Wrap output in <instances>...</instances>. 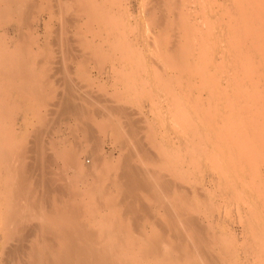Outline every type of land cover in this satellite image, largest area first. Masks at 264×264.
Masks as SVG:
<instances>
[{"label": "rangeland", "instance_id": "obj_1", "mask_svg": "<svg viewBox=\"0 0 264 264\" xmlns=\"http://www.w3.org/2000/svg\"><path fill=\"white\" fill-rule=\"evenodd\" d=\"M12 1L0 0V264L82 229L95 248L112 244L117 263L264 264V0H232L236 9L230 0ZM40 144L52 158L50 189L40 160L21 178L36 159L26 148ZM73 154L96 169L78 172ZM123 161L145 186L124 191ZM149 240L157 245L146 251ZM19 242L26 252L8 251ZM118 246L128 261L116 259Z\"/></svg>", "mask_w": 264, "mask_h": 264}, {"label": "bare ground", "instance_id": "obj_2", "mask_svg": "<svg viewBox=\"0 0 264 264\" xmlns=\"http://www.w3.org/2000/svg\"><path fill=\"white\" fill-rule=\"evenodd\" d=\"M14 1H16V0H14ZM14 1H12V3L11 4H13V5H15L14 4ZM29 1V0H28ZM27 1V2H28ZM31 1V0H30ZM224 1V0H223ZM228 2H229V0H227ZM234 1V0H233ZM233 1L232 0H230V3L232 2V5L234 6V9H236V7L238 8V5L236 6V4H237V2L238 3H240V1H234V2H236V4L234 5L233 4ZM250 1V0H249ZM258 1V0H257ZM228 2H227V4H228ZM244 2H245V0H244ZM248 2V1H247ZM251 3H252V0L250 1ZM223 3V2H222ZM229 3V4H230ZM241 3H243L242 1H241ZM250 3V4H251ZM28 4V3H27ZM27 4L25 5V7H27ZM60 4V3H59ZM244 4V3H243ZM246 4V3H245ZM249 4V3H248ZM257 4V3H256ZM261 4H262V2H261ZM264 4V3H263ZM12 5V6H13ZM224 5H226V1L223 3V6ZM231 5V4H230ZM232 5H231V8H232ZM255 5V4H254ZM170 6V5H169ZM168 6V7H169ZM244 6V5H243ZM24 7V8H25ZM199 7V6H198ZM204 7V6H203ZM225 7V6H224ZM230 7V6H229ZM240 7V6H239ZM248 7H250L249 5H248ZM255 7V6H254ZM258 7V6H257ZM7 8V7H6ZM10 8H11V6H10ZM23 8V10H22V8L21 9H19V11L20 12H22V15L20 16V14H19V16L21 17V21L24 23L25 21V19L28 17V19H30L29 18V14L30 13H28V7H27V9L25 10ZM170 8V7H169ZM193 8V7H192ZM200 8V7H199ZM215 8H217L218 9V7H214V9ZM231 8H229L230 10H231ZM244 8V7H243ZM263 8V7H262ZM14 10L16 9L15 7L13 8ZM173 9H174V11H177L178 13H179V9H176L175 10V8L173 7ZM172 9V10H173ZM208 9V8H207ZM210 9V11H212V10H214V9H212L211 10V8H209ZM223 9H225V8H221V10H220V12L222 13L224 10ZM234 9H233V11H234ZM251 9H252V7H251ZM250 9V10H251ZM12 10V9H11ZM11 10H9V11H6V13L8 12H11ZM13 10V11H14ZM22 10V11H21ZM97 10V9H96ZM201 11H200V13L202 12V9H200ZM219 10V9H218ZM218 10H216V11H218ZM223 10V11H222ZM245 10H246V8H245ZM244 10V12L247 14V12ZM255 10H258L257 8L255 9ZM12 11V12H13ZM17 11V10H16ZM171 11V10H170ZM174 11H171V14L173 15V12ZM196 11V10H195ZM198 11V10H197ZM196 11V12H197ZM248 11V15L250 14L249 13V10H247ZM254 11V10H253ZM93 12V11H92ZM91 12V14H92V16H95V15H93V13ZM177 12H175L174 14H178ZM199 12V11H198ZM197 12V13H198ZM209 12V11H208ZM219 12V13H220ZM240 12H241V10H240ZM258 12V11H257ZM7 13V14H8ZM192 13V12H191ZM196 13V14H197ZM203 13V12H202ZM213 14H214V12H212ZM218 13V14H219ZM225 13H227V11L225 12ZM225 13H223V15L222 16H224L225 15ZM228 13L230 14V13H232V11L230 12L229 10H228ZM226 14V15H228V17H225V19H230L231 17L232 18H234V16L235 15H232L231 16V14L229 15V14ZM239 12L237 11V14H238ZM245 13H243L242 15L244 16V14ZM251 13H252V11H251ZM261 13H262V10H261ZM11 14H13V13H11ZM28 14V15H27ZM90 14V15H91ZM94 14H96V11L94 12ZM187 14V13H186ZM195 14V15H196ZM234 14V13H233ZM263 14V16H264V13H262ZM6 15V14H5ZM16 15H18V13L16 14ZM159 15V14H158ZM199 15V14H198ZM209 15V14H208ZM216 15V14H215ZM239 15H240V13H239ZM251 15V14H250ZM257 15V14H256ZM7 16V15H6ZM89 16V15H88ZM205 16V15H204ZM238 16V15H237ZM263 16L261 17V18H263ZM9 17V16H8ZM10 17H11V15H10ZM20 17H17V18H20ZM163 17V16H162ZM201 17V16H200ZM219 17V16H218ZM242 17V16H241ZM241 17H236L238 20H239V18H241ZM245 17V16H244ZM249 17V20L251 19L250 18V16H248ZM252 17H253V15H252ZM258 17V16H257ZM256 17V19H259V17L257 18ZM7 18V17H6ZM93 18V17H92ZM173 18V17H172ZM202 18V17H201ZM220 18V17H219ZM8 19V18H7ZM27 19V21L29 22V20ZM161 19V18H160ZM197 19V18H196ZM222 19V18H221ZM227 19V20H228ZM244 19V18H243ZM255 19V18H254ZM9 20V19H8ZM92 20V19H91ZM159 20V19H158ZM175 20V19H174ZM233 20V19H232ZM246 20V19H245ZM260 20V19H259ZM263 20V19H262ZM13 21V20H12ZM38 21H40V19H38ZM38 21H35V24L36 25H34V26H38L40 23H38ZM198 21V20H197ZM224 21H226V20H224ZM229 21V20H228ZM235 21H237V20H235ZM241 21V20H240ZM244 21V20H243ZM247 21V20H246ZM165 22V21H164ZM195 22V21H194ZM232 22V21H231ZM249 22V21H248ZM247 22V23H248ZM255 22V21H254ZM258 22H260V21H258ZM31 23V21L29 22V24ZM184 23H186V22H184ZM233 23V22H232ZM243 23H245V22H243ZM252 23V22H251ZM250 23V24H251ZM256 23V22H255ZM28 24V23H27ZM44 24V23H43ZM189 24V23H188ZM188 24H186V25H188ZM223 24V23H222ZM220 25V26H222V27H224L223 25ZM225 24V23H224ZM249 24V23H248ZM257 24V23H256ZM259 24V23H258ZM263 25H264V23H262ZM25 25H26V23H25ZM31 25V24H30ZM28 26V27H31V26ZM160 25H161V23H160ZM181 25H182V23H181ZM193 25H194V23H193ZM208 25V24H207ZM219 25V24H218ZM227 25H228V23H227ZM230 25V24H229ZM238 25H240V24H238ZM244 25V24H243ZM246 25V24H245ZM244 25V28H246L248 25H246L245 26ZM177 26V25H176ZM251 26V25H250ZM259 26V25H258ZM184 27V26H183ZM233 27V26H232ZM249 27V26H248ZM253 27V26H252ZM254 28V27H253ZM16 29V28H15ZM21 29V28H20ZM36 29H38V28H36ZM250 29H252L251 27H250ZM256 29V28H255ZM18 30V29H17ZM254 30V29H253ZM259 30V29H258ZM34 31V30H33ZM234 31V30H233ZM232 32V31H231ZM239 32V31H238ZM258 32V31H257ZM236 35V34H235ZM234 36V35H233ZM65 41V40H64ZM67 41V40H66ZM152 41V39L150 40V41H148V42H151ZM63 42V41H62ZM25 43V42H24ZM64 43H66V42H64ZM70 42L68 41V44H69ZM147 43V42H146ZM173 43V42H172ZM67 44V43H66ZM68 44H67V46H68ZM151 44V43H150ZM26 45V44H25ZM148 45V44H147ZM146 45V46H147ZM237 45V44H236ZM69 46H71V44H69ZM233 47V46H232ZM68 48V47H67ZM67 48H66V50H67ZM69 48H71V47H69ZM70 50V49H69ZM69 50H68V52H69ZM24 51V50H23ZM70 54H71V52H70ZM22 54H20V56H21ZM0 56H1V54H0ZM26 56V55H25ZM235 56V55H234ZM15 58V57H14ZM23 57H21V59H22ZM237 58V57H236ZM4 59H13V58H8V57H3V55H2V60H4ZM16 59H17V57H16ZM15 59H13V61H14ZM19 60V59H18ZM23 60H25V58L23 59ZM10 61H12V60H10ZM12 61V62H13ZM240 61V60H239ZM3 62V61H2ZM8 62H9V60H8ZM21 62V61H20ZM24 62V61H23ZM259 62V61H258ZM4 65L6 64L5 62L3 63ZM2 64V65H3ZM9 64V63H8ZM8 64H6V65H8ZM18 64V63H17ZM21 64V63H20ZM245 64V63H244ZM15 65V64H14ZM3 67V66H2ZM9 67V66H8ZM250 67V66H249ZM4 69V68H3ZM9 69V68H8ZM7 69V71H9ZM11 69V68H10ZM248 69V68H247ZM12 70V69H11ZM245 70V69H244ZM251 70V69H250ZM14 72V71H13ZM24 73V72H23ZM2 74V73H1ZM0 74V75H1ZM20 74H22V73H20ZM13 75V74H12ZM6 76V75H5ZM11 76V75H10ZM17 76H18V74H17ZM22 76H24V75H22ZM13 77V76H12ZM8 78H9V76H8ZM3 79V78H2ZM17 79V78H16ZM19 79V78H18ZM24 79V78H23ZM3 80H5V78L3 79ZM22 80V79H21ZM7 81V80H6ZM12 81V80H11ZM24 81V80H23ZM3 83H6V82H3ZM19 83V82H18ZM7 84V83H6ZM5 85V84H4ZM242 94V93H241ZM240 94V95H241ZM244 95V94H243ZM242 95V96H243ZM246 95V94H245ZM227 97H228V95H227ZM221 98V97H220ZM226 98V97H225ZM246 98V97H245ZM230 99V98H229ZM234 99V98H233ZM242 99V98H241ZM244 99V98H243ZM220 100H222V99H220ZM226 100H228V99H226ZM234 101H237V100H234ZM227 103V102H226ZM225 103V104H226ZM233 103V102H232ZM229 104H230V102H229ZM247 103H245V105H246ZM76 105V104H75ZM227 106H228V104H226ZM234 105H235V103H234ZM238 105V104H237ZM73 106V105H72ZM232 106V105H231ZM231 106H229L230 108H235V107H231ZM240 106V105H239ZM247 106V105H246ZM64 107H66V106H64ZM241 107V106H240ZM248 107V106H247ZM75 108V107H74ZM225 108H226V106H225ZM249 108V107H248ZM228 111H229V108H226ZM243 109H244V107H243ZM218 109H216V111H217ZM236 110V109H235ZM68 111V110H67ZM215 111V112H216ZM226 111V110H225ZM231 111H232V109H231ZM230 111V112H231ZM238 111V112H237ZM235 113H238V114H235V116L236 115H239V111H240V109L239 110H237ZM249 111H250V109H249ZM229 112V113H230ZM247 112V111H246ZM217 113H219V111H217ZM216 113V114H217ZM214 114V113H213ZM220 115H221V113H219ZM242 115V114H241ZM213 116V115H212ZM223 116V115H222ZM240 116V115H239ZM238 116V117H239ZM254 116V115H253ZM215 117V116H214ZM213 117V118H214ZM216 117H219V116H216ZM238 117H237V119H238ZM242 117V116H241ZM240 117V118H241ZM203 118H205V117H203ZM220 118V117H219ZM231 118H229V120H230ZM243 119V118H242ZM241 119V120H242ZM244 119H245V117H244ZM247 119V118H246ZM255 119V118H254ZM215 119H213V121H214ZM218 120V119H217ZM221 120V119H220ZM211 121V120H210ZM248 121V120H247ZM250 121V120H249ZM252 121L253 120H251L250 122L252 123ZM256 121V120H255ZM224 122H226V118H225V121ZM244 122V121H243ZM249 122V123H250ZM201 123V122H200ZM204 123V122H203ZM213 123V122H212ZM214 123H215V121H214ZM222 123V122H221ZM229 123V122H228ZM250 123V124H251ZM254 123V122H253ZM253 123H252V126L253 127H255L256 125L254 124L253 125ZM236 124V123H235ZM234 124V125H235ZM210 125V124H209ZM214 125V124H213ZM216 125H218V123L216 124ZM215 125V126H216ZM220 125V124H219ZM219 125H218V127H219ZM224 125H226V123H224ZM229 125V124H228ZM261 125V124H260ZM249 126V125H248ZM225 127V126H224ZM230 127H232V126H230ZM256 127H258V126H256ZM212 128V127H211ZM210 128V129H211ZM196 129H197V127H196ZM195 129V130H196ZM220 129V128H219ZM222 129V128H221ZM202 130V129H201ZM226 130V129H225ZM225 130H223V132L224 133H221L222 132V130H220L221 132H220V134H224L225 135V133H227V132H225ZM229 130V129H228ZM232 131V130H231ZM236 131V130H235ZM235 131H234V133H235ZM241 131V130H240ZM37 132H38V130H37ZM199 133H200V131H199ZM230 132L228 131V134H229ZM233 134V133H232ZM219 136V135H218ZM222 136V135H221ZM224 137V136H223ZM225 137H227V136H225ZM209 138V137H208ZM231 138V137H230ZM229 138V139H230ZM241 138V137H240ZM35 143H36V141H35ZM205 144V143H204ZM231 145V144H230ZM42 146V144H40V147L38 148V147H36V146H34V148H29V149H27L26 148V150H27V152L29 151V152H32L33 154H35L36 156V159L35 160H33V162L32 163H27L26 165L24 164H22L23 165V170H24V172H25V175H24V172L22 173V175H21V178H28V174H29V172H31L30 174H32V170H34L35 169V165L34 164H36L37 163V161H39V162H41L40 164H38V165H40V168H41V179H43L44 180V184H42L45 188H47V189H50L51 187H52V182L50 181V177H49V175H47V173H49V163L51 162V160H52V158L50 157V156H40L41 154H43L44 152H43V148L44 147H41ZM36 147V148H35ZM86 148V147H85ZM87 148H89L88 146H87ZM229 148V147H228ZM227 148V149H228ZM24 149V148H23ZM92 149V148H91ZM88 150V149H87ZM21 151V150H20ZM20 151H19V153H20ZM2 152V151H1ZM86 152V151H85ZM128 152V151H127ZM220 152V151H219ZM5 153H7V152H5ZM26 153V152H25ZM32 153H30V154H32ZM79 153V152H78ZM77 153V154H78ZM223 153V152H222ZM228 153V152H227ZM226 153V154H227ZM24 154V153H23ZM29 154V155H30ZM0 155H1V153H0ZM25 155V154H24ZM130 155V154H129ZM73 156V158H71V163H74V166L76 167V169L78 170V172H81V173H83V172H85L86 170H87V168L88 167H91L90 168V171H91V169L92 168H94V166L97 164L96 163V160L94 159V161L93 162H90V164H88L87 166L86 165H84V162H82V160L80 161L79 160V158H77L78 157V155H77V157H76V155H72ZM71 156V157H72ZM217 156V155H216ZM243 156V155H242ZM250 156V155H249ZM30 157V156H29ZM128 157V156H127ZM226 157V156H225ZM252 157V156H251ZM130 158V157H129ZM232 158V157H231ZM34 159V158H33ZM252 159V158H251ZM124 161H126V158L124 159ZM122 162L123 164H126V165H122L123 166V168H122V175H123V182H121L122 183V187H123V189H124V191L125 192H129V191H126V190H130V188H133V186H138V185H143L146 181H144V183H142V180H144L142 177L141 178H139V173L141 172V174H142V171H139L138 170V174H136L135 176H134V170L136 169V168H134L133 166V164H128L127 165V163H128V161L127 162ZM53 162V161H52ZM7 163V162H6ZM43 165V166H42ZM131 165V166H130ZM97 166V165H96ZM133 167V168H132ZM135 167H136V165H135ZM138 167V166H137ZM252 167V166H251ZM89 169V168H88ZM94 169H96V168H94ZM94 169H92V171L94 170ZM134 169V170H133ZM140 169V168H139ZM20 171V170H19ZM88 171V170H87ZM136 171V170H135ZM20 172H22V171H20ZM21 174V173H20ZM87 174V173H86ZM85 174V175H86ZM88 174H89V172H88ZM140 176H142V175H140ZM20 178V179H21ZM30 178H31V176H30ZM121 179V180H122ZM23 180V179H22ZM21 180V181H22ZM18 181H19V179H18ZM24 181V180H23ZM42 181V180H41ZM53 181V180H52ZM21 184H23V183H21L20 182V185ZM18 185H19V183H18ZM118 185V184H117ZM147 185V184H146ZM172 185V184H171ZM23 186H24V184H23ZM57 186V185H56ZM65 186V185H64ZM144 186H145V184H144ZM121 187V188H122ZM62 188V187H61ZM65 188H66V186H65ZM141 188V187H140ZM139 188V189H140ZM22 189V188H21ZM64 189V188H63ZM119 189H120V187H119ZM138 189V188H137ZM65 190V189H64ZM120 191H121V189H120ZM133 191V190H132ZM74 194V193H73ZM127 194V193H126ZM128 196V195H127ZM132 196V195H131ZM134 196V195H133ZM43 197V196H42ZM41 198V197H40ZM44 198V197H43ZM132 198V197H131ZM128 199V198H127ZM124 200H126V199H124ZM129 200V199H128ZM134 200V199H133ZM137 202V201H136ZM39 203V202H38ZM41 203V202H40ZM126 203V202H125ZM131 204V203H130ZM174 205H172V207H173ZM132 207L134 208V206H129V208L130 209H132ZM144 207V206H143ZM142 206H141V208H143ZM73 208H76V207H73ZM128 208V207H127ZM128 208V209H129ZM138 208H140V207H138ZM140 208V209H141ZM77 209V208H76ZM138 210L140 213H141V211H142V209L141 210ZM185 209V208H184ZM125 210V209H124ZM123 210V211H124ZM134 210V209H133ZM137 210H135L134 211V214H136V212H137ZM72 211H73V209H72ZM76 211V210H75ZM129 211V210H128ZM144 211V210H143ZM172 211H173V213H171V215H169V218L172 220L175 216H173L172 214H174V209H172ZM171 211V212H172ZM138 212V213H139ZM181 212H183V211H181ZM264 213V212H263ZM142 214V213H141ZM258 214V213H257ZM12 215V214H11ZM16 215V214H15ZM133 215V214H132ZM183 215V214H182ZM186 215V214H185ZM65 216V215H64ZM138 216H139V214H138ZM138 216H136V218L138 217ZM67 217H68V215H67ZM67 217H64L65 218V220L67 219ZM71 218V217H70ZM75 218V217H74ZM180 217H178V219H179ZM182 218V217H181ZM246 218V217H245ZM177 219V220H178ZM183 221L184 220H186L185 222L187 223H189L190 225L191 224H193V225H191V226H194V229H195V226H198V225H195V223H197L196 221L193 223V219H191L190 218V216L188 215H186V216H184L183 218ZM198 219V218H197ZM64 220V221H65ZM134 220V219H133ZM176 220V219H175ZM174 220V221H175ZM68 221H70V220H68ZM67 221V222H68ZM71 221H73V218H72V220ZM70 221V222H71ZM179 221V220H178ZM136 222V221H135ZM176 222V221H175ZM184 222V223H185ZM66 223V222H65ZM64 223V224H65ZM67 224V223H66ZM171 224H173V221H172V223H170L169 225L171 226ZM176 224H178V222L176 223ZM179 224H180V221H179ZM181 224H182V220H181ZM54 225V224H53ZM70 225H71V223H70ZM184 225V224H183ZM57 226V225H56ZM174 226V225H173ZM188 226V225H187ZM186 226V227H187ZM70 227V226H69ZM77 227V226H76ZM79 227V226H78ZM52 228L54 229L55 227H53L52 226ZM175 228V227H174ZM178 228V227H177ZM185 228V227H184ZM172 229H173V227H172ZM186 229V228H185ZM197 230L199 229V227H197L196 228ZM8 230V229H7ZM27 230V229H26ZM79 230H80V228H79ZM175 230V229H174ZM203 230V229H202ZM76 231V230H75ZM181 231V230H180ZM183 231H184V229H183ZM182 231V232H183ZM186 231V230H185ZM195 231V230H194ZM205 231V230H204ZM9 232V231H8ZM93 232V231H92ZM92 232H90V231H88V232H83V229L82 230H80L79 232H75V233H69L68 234V236H69V238L67 239V240H65L64 242H58V244H60V243H62V245L61 246H59V245H57L55 242H53V241H51V240H47V239H45L46 238V236L45 235H49V234H54L55 232L54 231H52V230H49V229H45V231L42 233H40V234H43L44 236H45V238L44 237H42V239H40V240H38V242H36V243H32L31 245H30V247H29V249L27 250L28 251V256H27V258H26V260H23L22 262H21V264H120L121 262H119V263H117L116 261H114V259H113V256H112V254L114 253L113 252V248H112V254H110V250H111V245H108V250L107 251H105L106 250V248H107V246L105 247V250H101L102 248H99V244H98V242H99V240H98V242L96 241L95 243H96V248L94 247V245H92L91 244V242H92V237L91 236H93V233ZM187 232V231H186ZM189 232V231H188ZM12 233H13V231H12ZM16 233L18 234V235H25L26 233H24L23 231H16ZM180 233V232H179ZM178 233V234H179ZM184 233V232H183ZM2 234H3V232H2ZM177 234V235H178ZM188 234V233H187ZM10 235V234H9ZM176 235V236H177ZM185 235H186V233H185ZM194 235V234H193ZM197 235V234H196ZM207 235V234H206ZM5 237H6V235H4ZM26 236V235H25ZM42 236V235H41ZM40 236V237H41ZM180 236H182L181 235V233H180V235H179V238H182V237H180ZM187 236V235H186ZM213 236V235H212ZM215 236V235H214ZM95 237V236H94ZM198 237V236H197ZM196 237V238H197ZM91 238V239H90ZM189 238H190V236H189ZM189 238H188V240H189ZM187 239V238H186ZM192 239V238H191ZM199 238H197L196 239V241H200L201 240V238L198 240ZM203 239V238H202ZM204 240V242L206 241L205 239H203ZM109 241V240H108ZM138 241V240H137ZM150 241H152V240H149V241H146V245L144 244V243H142V244H144V248H142V250L144 249V250H150V249H154V247L157 245L156 243H155V241H154V244H156L155 246H154V244L152 245V246H154V247H151V244H152V242H150ZM176 241V240H175ZM175 241L173 242V243H175ZM185 241V240H184ZM6 242V241H5ZM130 242V241H129ZM133 242H135V240L133 241ZM170 242H172V240L170 241ZM189 242H190V240H189ZM203 242V241H202ZM201 242V243H202ZM17 243V242H16ZM100 243V242H99ZM104 243V242H103ZM102 243V244H103ZM180 243V242H179ZM178 243V244H179ZM207 243V241L205 242V243H202L201 245H205ZM9 244V243H8ZM97 244H98V247H97ZM101 244V243H100ZM106 244H108V242L106 243ZM118 244V243H117ZM141 244V246H143ZM181 244V243H180ZM262 244V243H261ZM15 245V244H14ZM172 245V244H171ZM200 245V244H199ZM201 245L199 246V247H201ZM5 246H6V244H5ZM103 246H104V244H103ZM113 246H116V241H115V243H113ZM121 246V245H120ZM120 246H118V248L117 247H115L114 249H117V251H118V249H119V247ZM128 246H130V245H128ZM146 246V247H145ZM207 246V245H206ZM206 246H204V247H206ZM100 247H102V246H100ZM126 247V246H125ZM124 246H122V248H125ZM135 247V246H134ZM139 247V246H138ZM181 247H182V245H181ZM26 248H27V246H24V244H22V243H18L17 245H15V246H13V247H10V248H8V251L9 252H19V251H21V253H22V251H25L26 250ZM104 248V247H103ZM122 248H121V250H122ZM127 248V247H126ZM125 248V249H126ZM129 248H131V247H129ZM140 248V247H139ZM138 248V249H139ZM182 248H184V247H182ZM198 248V247H197ZM5 249V248H4ZM132 249V251H133V247L131 248ZM130 249V250H131ZM162 249V252L164 251L163 250V248H161ZM166 249V248H165ZM170 249V248H169ZM172 249V248H171ZM174 249V248H173ZM172 249V250H173ZM177 249H178V247H177ZM176 249V250H177ZM187 249H188V246H187ZM204 249H205V251H206V248H203V250L202 251H204ZM120 249H119V252H117L118 254L120 253V254H123V253H121L120 251H121ZM175 250V251H176ZM7 251V250H6ZM115 251V250H114ZM123 251H124V249H123ZM126 251L128 252L129 251V249L127 248L126 249ZM134 251H136V250H134ZM138 251V250H137ZM180 251H182V249H180ZM26 252V251H25ZM155 252H156V248H155ZM186 252H188V251H185L184 252V250L181 252V254L179 255V256H183V255H185V254H187ZM199 252V251H198ZM4 253V252H3ZM8 253V252H7ZM24 253V252H23ZM136 253V252H135ZM141 253V252H140ZM180 253V252H179ZM183 253H185V254H183ZM203 253V252H202ZM119 254V255H120ZM131 254V253H130ZM142 254H144V253H142ZM145 254H146V252H145ZM153 254V253H152ZM156 254H157V252H156ZM159 254V253H158ZM177 254V253H176ZM176 254H175V256H176ZM183 254V255H182ZM9 255V254H8ZM17 255V254H16ZM15 255V256H16ZM20 255V254H19ZM19 255H18V257H19ZM118 255V256H119ZM135 255V254H134ZM139 255V254H138ZM147 255V254H146ZM207 255V254H206ZM115 256H117V254L115 255ZM121 256V255H120ZM130 256V255H129ZM132 256H133V254H132ZM153 256V255H152ZM159 256H161V255H159ZM163 256H165V255H163ZM122 257H128L127 255H124V256H121V258ZM131 257V256H130ZM130 257H128V258H130ZM145 257V256H144ZM149 257H151V256H149ZM170 257H171V254H170ZM208 258H209V256H207ZM133 258V257H132ZM131 258V259H132ZM139 258V257H138ZM157 258V257H156ZM165 258V257H164ZM167 258V257H166ZM172 258V257H171ZM177 259H178V257H176ZM183 259L185 258V257H182ZM186 258H188V257H186ZM208 258H206V259H208ZM118 261L119 260H121V261H123V258L122 259H119V257L118 258H116ZM140 259V258H139ZM149 259V258H148ZM155 259V258H154ZM126 260H127V258H126ZM142 260H145V259H142ZM167 260V259H166ZM170 260V259H169ZM181 260V259H180ZM128 261V260H127ZM132 260H130V262H131ZM146 261V260H145ZM160 261V260H159ZM173 261V260H172ZM188 261H189V259H188ZM193 261H195V260H193ZM16 262V261H15ZM130 262H127V264L129 263L130 264ZM138 262H139V260H138ZM187 262V261H186ZM206 262H207V260H206ZM125 264L126 262L124 261V262H122L121 264ZM154 263V262H153ZM158 263V262H157ZM190 263V262H189ZM193 263H195V262H193ZM192 263V264H193ZM162 264H164V263H162ZM170 264H172L171 263V261H170ZM173 264H174V261H173ZM176 264V263H175ZM177 264H179V262H177ZM195 264H199L197 261H196V263Z\"/></svg>", "mask_w": 264, "mask_h": 264}]
</instances>
